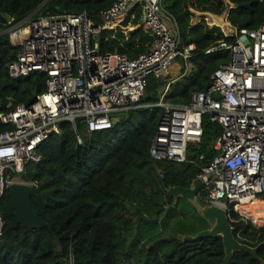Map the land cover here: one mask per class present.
I'll return each instance as SVG.
<instances>
[{"label": "trees", "instance_id": "trees-1", "mask_svg": "<svg viewBox=\"0 0 264 264\" xmlns=\"http://www.w3.org/2000/svg\"><path fill=\"white\" fill-rule=\"evenodd\" d=\"M113 1L0 0V87L5 86L4 95L9 101L7 109L0 102V112L28 104L45 90L43 74L33 72L17 80L8 77L6 66L17 53L8 42V29L30 16L81 12L97 23L99 14ZM161 8L172 19L179 50L190 45L194 48L187 60L190 67L181 58L176 60L181 63V74L172 83L148 79L142 106L158 103L168 84L166 101L173 105L187 104L193 92L208 87L212 72L227 63L229 53L205 52L222 40H235L224 37L220 28L213 26L222 15L227 14L226 22L237 32L254 30L264 22V0H161ZM195 12L210 14L206 19L209 24L202 20L192 25ZM95 43L100 55L119 53L132 60L147 50L152 38L140 29L127 39L119 31L114 38L110 32H102ZM118 114V118H112L110 129L91 135L80 122L76 123L77 132L69 123H61L60 133L38 147L40 162L27 164L19 177L24 183L35 184L31 187V202L51 232L16 226L5 193L0 200V264H221L224 253L220 237L183 242L184 236H195L208 225L189 202L180 198L174 204L166 194L170 187L190 186L199 167L211 159L209 146L220 128L203 117L201 142L189 147L188 158L193 164L155 161L149 155V143L162 110L141 108ZM7 129L0 124V133ZM77 135L81 145H77ZM251 208L245 210L253 212ZM263 214L264 209L254 212L251 218L256 220ZM227 215L234 238L256 248L257 257L264 263V226L253 225L233 206L227 208ZM137 217L158 222L136 224ZM166 237L169 239L157 242ZM229 264L260 263L246 253L235 252Z\"/></svg>", "mask_w": 264, "mask_h": 264}, {"label": "built area", "instance_id": "built-area-1", "mask_svg": "<svg viewBox=\"0 0 264 264\" xmlns=\"http://www.w3.org/2000/svg\"><path fill=\"white\" fill-rule=\"evenodd\" d=\"M135 20L136 28L152 38L144 53L132 60L119 53L98 54L95 39L102 32L114 38L124 30V22ZM169 22L161 0H114L97 23L85 12L30 16L6 31L9 44L17 49L6 66L8 77L23 79L35 72L46 79L45 90L34 95V102L0 112V124L8 128L0 133V200L13 184L35 186L19 176L27 164L40 162L38 147L60 133L61 123L77 132L80 122L91 135L110 129L115 114L159 108L162 115L149 143L150 157L193 164L189 147L200 144L202 119L208 117L220 132L209 146L211 159L195 177L201 182L198 199L226 212L233 206L253 225L264 226L252 220L254 212L245 210L255 205L264 209V22L254 30L230 28L223 35L235 39L233 43L222 40L205 52L225 50L229 59L187 104L166 101L168 84L158 103L142 106L150 77L163 79L178 58L190 67L187 60L194 47L180 51L179 36L168 28ZM76 141L82 144L78 135ZM2 228L0 214V236Z\"/></svg>", "mask_w": 264, "mask_h": 264}, {"label": "water", "instance_id": "water-1", "mask_svg": "<svg viewBox=\"0 0 264 264\" xmlns=\"http://www.w3.org/2000/svg\"><path fill=\"white\" fill-rule=\"evenodd\" d=\"M62 14L61 11H59ZM1 35V34H0ZM5 86L0 87V102L2 106H7L9 101L4 95ZM35 101V96L31 99ZM201 188L199 179H194L187 188L170 187L166 194L174 200V204L181 198L189 202L199 212L201 218L206 222L208 228L196 234L195 236H184L182 238L185 243H194L202 238L220 237L223 247L224 257L221 264H229L235 252H243L250 255L260 264H264L256 255V248H251L238 243L233 236V228L230 226L227 212L221 208L214 206H206L197 197ZM10 206L13 213V218L16 226H28L32 228H46L51 232L50 227L44 223L31 202V187L27 184H13L8 189ZM170 207L166 213H168ZM131 220V219H130ZM136 224H154L157 220H148L144 217L134 219ZM169 238H161L159 241L168 240Z\"/></svg>", "mask_w": 264, "mask_h": 264}, {"label": "rangeland", "instance_id": "rangeland-1", "mask_svg": "<svg viewBox=\"0 0 264 264\" xmlns=\"http://www.w3.org/2000/svg\"><path fill=\"white\" fill-rule=\"evenodd\" d=\"M225 15V14H224ZM224 15H222L223 17L221 18L224 22H225V20H224ZM193 21L194 22H197V20L194 18L193 19ZM205 22H207V21H205ZM208 24H209V22H207ZM223 26H224V24H222ZM213 26H215V27H218V26H216V25H213ZM212 25H211V27H213ZM224 27H227V30H223V32H222V34H226L227 32H228V29L229 28H231V27H229V25L225 22V26ZM219 28V27H218ZM221 30V29H220ZM2 35V34H1ZM0 35V36H1ZM181 63H179V62H175L171 67H170V69H169V71L167 72V74L164 76V78H163V81H165V82H169V81H173V80H175L176 78H178L179 77V75L181 74V65H180ZM120 116V114H115V115H113L112 116V118H118ZM191 155V153H189L188 152V156H190ZM251 210L253 211V212H261L262 210H263V208H261L259 205H255V206H253L252 208H251ZM255 222H260V221H257V219L256 220H254ZM261 224V223H260Z\"/></svg>", "mask_w": 264, "mask_h": 264}, {"label": "crops", "instance_id": "crops-1", "mask_svg": "<svg viewBox=\"0 0 264 264\" xmlns=\"http://www.w3.org/2000/svg\"><path fill=\"white\" fill-rule=\"evenodd\" d=\"M207 15H210V14H201V13H196L195 12L194 13V18L197 20V22H194L192 20V25H196V24H198L202 20L206 21V19L208 18ZM226 16H227V14L225 13V17H224L225 22H226ZM227 24H229V23H227ZM123 26H124V30L122 32H120V31L119 32L124 36L125 39H127L130 36V34H132L135 30H137L136 25H134L132 23L128 25L127 22H124ZM209 27H211V26H209ZM168 28L174 30L175 29L174 24L172 22H169ZM172 82L169 81V83H172Z\"/></svg>", "mask_w": 264, "mask_h": 264}, {"label": "bare ground", "instance_id": "bare-ground-1", "mask_svg": "<svg viewBox=\"0 0 264 264\" xmlns=\"http://www.w3.org/2000/svg\"><path fill=\"white\" fill-rule=\"evenodd\" d=\"M216 21H217V23H216L215 25L218 26V27L221 29V31L223 32V30H222V28H221V26H220L219 24L221 23V24H224V26H225V22H224L222 19H217ZM228 25H229V24H228ZM229 27H230V25H229ZM229 29H230V28H229ZM229 29H228V32H227L226 34L229 33ZM257 221H260V223H264V214L261 215V216H259V217L257 218Z\"/></svg>", "mask_w": 264, "mask_h": 264}]
</instances>
